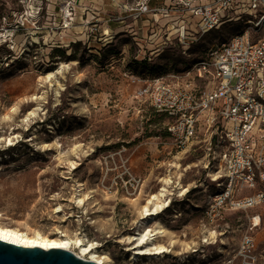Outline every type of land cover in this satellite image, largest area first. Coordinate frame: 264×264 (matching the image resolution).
<instances>
[{
	"label": "rangeland",
	"instance_id": "1",
	"mask_svg": "<svg viewBox=\"0 0 264 264\" xmlns=\"http://www.w3.org/2000/svg\"><path fill=\"white\" fill-rule=\"evenodd\" d=\"M66 1L76 15L60 29ZM172 1L135 0L133 11L131 0H0L2 224L92 241L113 264H264V198L239 204L264 194V179L233 187L219 205L214 195L227 183L207 134L174 148L167 116L134 97L143 84L133 77L170 78L241 28L223 23L181 44ZM145 4L167 6L170 16ZM60 63L68 66L42 77ZM165 178L168 204L158 218L176 243L164 239L163 253L133 254L120 239L136 232L141 207Z\"/></svg>",
	"mask_w": 264,
	"mask_h": 264
},
{
	"label": "built area",
	"instance_id": "2",
	"mask_svg": "<svg viewBox=\"0 0 264 264\" xmlns=\"http://www.w3.org/2000/svg\"><path fill=\"white\" fill-rule=\"evenodd\" d=\"M65 3L60 29L71 27L76 15L74 4ZM139 5L131 0L130 9ZM145 8L170 16L167 6ZM172 9L177 16L171 18V28L181 44L192 43L223 23L242 24L210 44L188 67L167 74L170 78L133 77V82L143 84L134 97L169 119L165 132L174 148L192 143L201 132L217 147L214 155L227 183L224 192L214 195L221 205L233 187H252L256 178L264 179V0H174ZM182 78L187 79L184 84ZM263 198V192H257L239 204L252 205Z\"/></svg>",
	"mask_w": 264,
	"mask_h": 264
},
{
	"label": "bare ground",
	"instance_id": "3",
	"mask_svg": "<svg viewBox=\"0 0 264 264\" xmlns=\"http://www.w3.org/2000/svg\"><path fill=\"white\" fill-rule=\"evenodd\" d=\"M66 66H68L67 63H60L54 70L45 72L42 77L49 79ZM32 113L33 112H30L29 114ZM212 175L213 179L218 178L217 174L214 173ZM169 182V178L163 179V185L160 189L149 194L146 203L139 211L141 221L138 224L136 232L124 236L122 240L120 239V241L129 244L127 249L134 250L133 254H160L169 250L168 245L172 247L176 243L175 239L170 235V231L158 218L159 213H161L163 208L168 204V200L163 197L169 194V190L165 185ZM186 190L187 186H181L178 191L179 195L185 194ZM85 200H87V196L84 194L76 198V202L80 205L84 204ZM242 206L245 207L248 205L244 204ZM59 210L60 206L57 208V211ZM0 239L20 246H37L43 249H48L49 247L62 248L97 264H113L112 260L105 252L98 253L95 250L96 244L94 242H84L78 236H68L65 233L50 235L42 233L37 229L27 231L0 222ZM164 239L168 241V245L161 242V240ZM71 247H77L79 251L75 252ZM86 254H89V256L86 257ZM133 257L134 256H131V259H133Z\"/></svg>",
	"mask_w": 264,
	"mask_h": 264
},
{
	"label": "water",
	"instance_id": "4",
	"mask_svg": "<svg viewBox=\"0 0 264 264\" xmlns=\"http://www.w3.org/2000/svg\"><path fill=\"white\" fill-rule=\"evenodd\" d=\"M0 264H97L69 250L20 246L0 239Z\"/></svg>",
	"mask_w": 264,
	"mask_h": 264
},
{
	"label": "crops",
	"instance_id": "5",
	"mask_svg": "<svg viewBox=\"0 0 264 264\" xmlns=\"http://www.w3.org/2000/svg\"><path fill=\"white\" fill-rule=\"evenodd\" d=\"M80 1H83L84 3L89 4V3H91V1L93 2V1H96V0H80ZM113 1H116V0H112V2Z\"/></svg>",
	"mask_w": 264,
	"mask_h": 264
}]
</instances>
